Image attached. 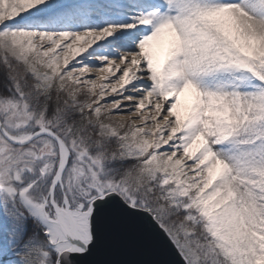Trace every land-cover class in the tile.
<instances>
[{
	"label": "snow or ice",
	"instance_id": "snow-or-ice-1",
	"mask_svg": "<svg viewBox=\"0 0 264 264\" xmlns=\"http://www.w3.org/2000/svg\"><path fill=\"white\" fill-rule=\"evenodd\" d=\"M157 243L264 264V0H0V264Z\"/></svg>",
	"mask_w": 264,
	"mask_h": 264
},
{
	"label": "water",
	"instance_id": "water-1",
	"mask_svg": "<svg viewBox=\"0 0 264 264\" xmlns=\"http://www.w3.org/2000/svg\"><path fill=\"white\" fill-rule=\"evenodd\" d=\"M136 259H144L160 262V264H180V258L170 248L163 244L157 243L141 255L135 256Z\"/></svg>",
	"mask_w": 264,
	"mask_h": 264
},
{
	"label": "bare ground",
	"instance_id": "bare-ground-1",
	"mask_svg": "<svg viewBox=\"0 0 264 264\" xmlns=\"http://www.w3.org/2000/svg\"><path fill=\"white\" fill-rule=\"evenodd\" d=\"M157 53L159 55V59L161 62H163L164 60V53L162 51H160L159 49H157ZM192 101V98L190 96V94H186L184 96L181 97V103L182 104H190Z\"/></svg>",
	"mask_w": 264,
	"mask_h": 264
}]
</instances>
